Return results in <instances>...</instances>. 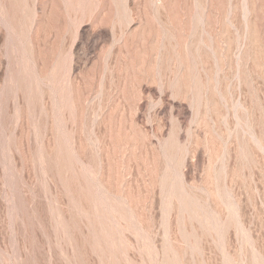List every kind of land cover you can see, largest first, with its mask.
I'll return each mask as SVG.
<instances>
[{"label":"rangeland","instance_id":"rangeland-1","mask_svg":"<svg viewBox=\"0 0 264 264\" xmlns=\"http://www.w3.org/2000/svg\"><path fill=\"white\" fill-rule=\"evenodd\" d=\"M0 264H264V0H0Z\"/></svg>","mask_w":264,"mask_h":264}]
</instances>
